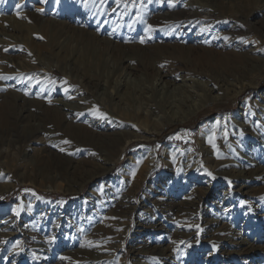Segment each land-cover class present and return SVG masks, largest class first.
Listing matches in <instances>:
<instances>
[{"label":"rangeland","instance_id":"1","mask_svg":"<svg viewBox=\"0 0 264 264\" xmlns=\"http://www.w3.org/2000/svg\"><path fill=\"white\" fill-rule=\"evenodd\" d=\"M92 2H97V0H91L85 5L83 1L78 2L77 0H0V33L6 32L15 35L20 43L17 44L20 46L26 44L28 46H25L26 48H32L34 50L31 51L37 53L40 51V47L45 45L46 37L50 38L51 31L57 30L60 34L57 32L56 38L61 35L59 41L64 45V52L71 57V60L74 58L72 61L74 75L79 72L90 71L92 73L91 71H94L100 75V80L103 82L112 76L114 79L116 78L118 74L115 70L121 62L120 57L123 59L125 55H128L129 61L125 64L133 66L134 69L131 71L132 73L130 72L132 74L130 76L135 79L129 85V89L123 90V92L129 90V94H133V92L138 94L141 90L146 91L148 86L154 82L158 69H163L172 76V79L188 75L207 82L217 80L222 88L217 93L218 87L216 86L217 89L213 93L222 95L226 92V87L230 88L228 85L233 83L232 81H241L242 71L252 68L251 64H258L249 62L248 65H240L236 68L232 66L228 70L215 64H202V61L196 58L200 49L199 45H192V48L197 51L195 50L190 59L185 57L175 60L173 58L177 53L176 48L179 41L173 40L174 35L169 37L166 29H157L155 34H152L144 19L139 18L136 25H134V21H130L135 15L134 12L126 13L122 18L123 12L115 10L113 14H109V7L106 6L104 10H102L103 5L94 8ZM218 3L220 6L226 5L224 10L222 9L225 16L235 17L242 13L249 21L253 23L256 21L253 36L245 37V40H250L251 45L264 52V10L255 14L254 17L250 16V12L254 8H264V0H218ZM96 9L97 11H95ZM100 13L101 15H99ZM55 14L58 15L57 19L59 20L57 21H60L61 24L52 26L48 31H43L45 28L42 29L41 22L34 19L35 15L41 18L45 15L46 17L55 16ZM14 15L17 16L20 23L18 30L11 28L14 25L17 26L14 23ZM200 27L199 22L194 26L192 24L189 29L190 35L193 34V30ZM83 30H86L87 34L83 35ZM189 31L187 27H183L180 34L185 35ZM235 35L239 34H226L220 40L209 37L210 42L217 45L213 48V54L216 56L221 53L226 54L227 48L231 46L228 39ZM191 44L193 43H187V45ZM57 46L56 49L59 50ZM24 48L17 51L13 46L14 53H8L11 56L14 55L11 62L13 65L23 62V58H19L23 55L27 61H30L27 53L23 52ZM172 51L173 54L169 55ZM50 52L53 53V49ZM195 61L197 65H195ZM122 72L124 71L121 70ZM255 73L261 75L259 86L245 90L236 99L229 102L210 100L203 109L183 122L174 120L164 123L160 133L156 134L154 138L152 137L148 141L132 142L127 148L125 157L112 166L103 159L111 157L109 152L101 154L100 151L90 148L79 153L80 158L78 157L73 162L76 168L88 169V171L83 175L76 173V176L71 177L70 182L63 181L59 190L34 188L27 185L5 193L0 191V228L4 227L5 223H9L10 226L4 230L12 235L13 240L8 246L2 247L0 251L4 248V250L9 249L8 251L12 248L19 249V252L23 253L25 257V259L19 258L24 260L22 264H61L65 256L63 253L66 252L61 247L63 243L70 244L69 246L74 244L75 248V243L83 241L86 237L90 238L95 229L97 231L101 229L104 233L113 234L114 241L108 242L106 245L95 240L92 247H88L94 254L99 252L105 258L103 263L98 260L95 264H148L149 262V264H264V172L250 181L240 178L238 180L230 179L228 182L224 176L222 177L214 171L216 167L212 165L214 161H222L228 165L227 167H230L231 162L239 161L241 156H245L244 164L249 162L253 167H256L254 164L264 166V111L261 119L262 125L259 126V131L257 130L254 138L251 139L247 136L245 141L240 137L236 138L238 137L236 133L242 131L244 134L245 132L239 127V124L244 127V119L237 118L236 115L243 112L241 108L246 102L251 104L248 108H252L253 103L259 102V96L264 94V66L260 70L256 69ZM22 79L24 78L14 79V81L19 80V83L15 85L17 88H23V85L29 84ZM37 86L38 82L28 91V99H34L37 96ZM54 95L57 96L56 98H63L57 92H54ZM101 97L104 95L102 94ZM190 99L193 100V98ZM91 100L93 106L98 104L96 99L92 98ZM186 100H183L180 95L169 99L174 102V109L178 107L177 116L187 110L189 102ZM123 101L127 103L125 100ZM261 103L259 102V104ZM1 106L2 101L0 100V109ZM105 107V109H109L108 104ZM142 111L144 110L140 109L136 112L142 114ZM72 112L85 117L83 110L72 109ZM73 113L70 114V118L75 116ZM165 115L159 114L158 118L164 120ZM87 116L94 119L93 117L97 115ZM87 116L86 118H88ZM224 117L225 119H223ZM96 120L95 118V122ZM0 128H2L1 123ZM210 138L216 140L217 144L211 145ZM177 145L181 146L184 153L195 148L196 150L192 151V154L194 156L201 155V158L198 157L199 162H203L208 167V171L212 170L214 176H207L205 170H200V174H195L196 172L187 174L181 167H178L179 162L172 163L170 161L173 155L167 157V160L171 162V169L167 170V161L163 156V151L169 146ZM148 149L154 152L155 158L150 162L149 170L143 169L144 171L140 170L141 173H138L137 166L142 168V165L146 166V162L143 157L137 155ZM233 168L247 174L246 168L241 165ZM97 170L103 171L105 174L93 178L92 173ZM118 188L124 189V194H108L109 191H117ZM232 190H236L232 194L233 200L229 199V192ZM127 196L130 199L133 198L131 203L127 200ZM101 197L106 200H100ZM190 201L197 203L190 210L201 212L199 217L203 221L211 223L216 229L230 226L233 231L227 235L223 246L215 247L210 243L199 248L198 246L179 245L180 253L176 255V259H166L168 256L165 254L164 256L160 252H168L171 245H176L178 232L188 230L186 226L189 227L193 220L191 218V221L188 222V217H186L180 223L183 226L173 225L172 216L166 214L168 204L181 205ZM32 202L34 205L32 204L31 208ZM21 203L28 205L21 208ZM50 203L62 204L66 207L55 209L50 206ZM116 203H125L126 208L128 207L126 204H130L128 209L133 214L132 221L128 219L120 223L114 222L112 213L118 209ZM75 207L80 210L74 211ZM16 210H19V215ZM174 213L173 217L179 214L177 211ZM149 215L154 219L150 220ZM132 222L141 225L140 232L128 233L124 236V230ZM37 223L43 224L42 227L49 228L51 232L47 233L45 230L38 235L39 237H36L37 239L30 240L29 235ZM152 224L156 228L151 227ZM161 225L163 228L158 229ZM189 232L198 234L200 241L212 239L215 233L212 230L197 232L196 226H193ZM51 236L53 240H51ZM114 244H119L122 248L120 250L113 249ZM136 249L151 251L150 259L145 258L146 255L140 254L139 258L142 260H137L133 253ZM44 252L46 257H41L40 254ZM0 253L2 254V252ZM34 254L37 255L38 262L32 258ZM5 255H2L4 259L10 258L8 257L9 252H6ZM11 262L13 261L0 262V264H11Z\"/></svg>","mask_w":264,"mask_h":264},{"label":"bare ground","instance_id":"2","mask_svg":"<svg viewBox=\"0 0 264 264\" xmlns=\"http://www.w3.org/2000/svg\"><path fill=\"white\" fill-rule=\"evenodd\" d=\"M77 1H83L85 5L91 0ZM92 3L94 8H99L103 5L102 10H104L106 6L109 7V14H113L115 10L120 13L123 12L122 18H124L126 13L128 14L131 11L134 12L135 15L130 21H134V25H136V21H138L139 18H142V20L144 19L148 23L147 26H152V34L156 32L157 29H166L169 37H173L174 35L175 37H173V40L179 41L177 42L179 44H176L177 53L173 58L175 60H181L185 57L190 59L196 50L192 48V45H199L200 49L196 58H199L202 64H215L218 67H225L227 70L232 66L236 68V66L248 65L249 62L258 64H251L253 66L252 68L242 71L241 81H238L239 83L237 81H232L233 83L228 85L230 88L226 87L225 89L227 90L222 95L213 93V91L217 89L216 86L218 87L217 93H219L222 88L217 80L207 82L188 75L178 76L177 79H172V76L163 69H158L157 76L154 77V82L151 86H148V89L146 88V91L141 90L142 92L140 91L138 94L135 92L129 94V90L127 92H123V90L129 89V85L133 83L135 79H132V76H130L132 73L131 71L134 69L133 66H131V64H125L129 61L128 55L122 56L123 59L120 57L121 62H119L117 70H115L116 74H118L116 78L114 79L112 76L109 80L103 82L100 80V75L94 71H91L92 73H90V71L87 73L79 72L74 75V68L72 67L74 58L71 60V57L67 56L64 52V45L59 41L61 35L56 38L57 32L60 34L57 30L51 31L50 38L46 37L45 45H42L43 47H40L41 49L37 51V53L32 52L31 50H34L32 48H26L28 47L26 44H24L26 47L20 46L15 35L2 32L0 33V76H6L8 78L0 79V91H2V94H0V100L2 101L0 109V123L2 124V128H0L1 192L5 193L17 189L20 186L27 185L33 186L34 188L43 187L49 188V190H59L61 189L60 187L63 181L70 182L72 179L71 177L76 176V173L83 175L88 171V169L80 170L73 165V162H75L74 160L79 157V153L82 151L91 148V150L95 149L100 151L101 154L103 152H109L111 155L110 158H101L112 166L125 157L127 148L132 142L140 140L148 141L152 139V137L154 138L156 134L160 133L161 128H163L161 126L164 125V123H170L174 120L183 122L203 109L210 100H224L229 102L230 100L236 99L237 96L245 90L260 85L261 75H257L258 73L255 72L256 69L260 70L261 67L264 66V52L259 51L255 46L251 45L250 40H245V37L253 36L256 29V21L254 23L249 21L242 13H239L235 17L225 16L223 10L226 5L223 4L220 6L218 0H121L119 4L116 3V0H108V2L107 0H97V2ZM262 10H264V8H254L251 10V14H249L254 17L256 16L255 14H258V12ZM95 11H97V9ZM99 15H101V13ZM57 18L58 15L55 14V16L46 17L45 15L41 18L35 15L34 19L41 22L42 29L45 28L43 31H48L52 26H59L61 24L60 21H57L59 20ZM13 19L17 26L14 25L11 28L16 30L20 29L17 16L14 15ZM198 22L201 27L193 30L194 35H190V26L192 24L194 26ZM183 27H187L189 31L185 35L180 34ZM234 33L239 35H235L231 39H228V42H231V46L227 48L226 54L221 53L219 56L213 54V48L217 45L212 44L209 37H211V39L220 40L226 34ZM85 34H87V32L83 30V35ZM187 43L193 44L187 45ZM56 45H58L57 48L59 50L56 49ZM13 46L16 47L17 51L25 47L26 49L24 48L25 51L23 52L27 53L30 61H27L23 55L19 57L23 58V62H18L13 65L11 62L14 55L11 56V54H8L9 52L14 53L15 49H13ZM52 49L53 53L50 52ZM166 52L168 51L166 50ZM172 54L173 51L169 53V55ZM195 65H197L196 61ZM257 66L259 67L257 68ZM121 70L124 72L121 73ZM30 77L31 79H29ZM18 78H24L22 80L29 84H22L23 88H17L15 85L19 83V80L14 81V79ZM36 82H38L36 89L38 97L36 96L34 99H28L27 93H29L28 91L33 88ZM109 87L112 89L111 91H109ZM54 92H57V94L61 95L63 98H56L57 96L54 95ZM102 94L104 97H101ZM177 95H180L183 100L187 99L186 101L189 102L187 110H184L178 116V107L174 109V102L169 101L170 98ZM92 98L96 99L97 101H95L98 104L94 103L95 105L93 106ZM190 98H193V100ZM20 102L21 104H19ZM259 102L262 103L259 104ZM259 102L253 103L252 108H248L251 104L246 102L241 108L244 114L238 113L236 115L237 118L241 117V119L243 118L245 121L244 127L239 124L240 129L245 130L244 134L242 131L236 133L238 136L236 138L239 139L240 137L244 140L247 136L251 139L255 137V133H257V130L260 128L259 126L262 125L263 122H261V119L264 111V94L259 96ZM106 104L109 105L108 110L105 109ZM72 109H77V111L83 110V112H85V117L76 115V113L72 112ZM140 109L144 110L142 114L136 112ZM119 111L121 112L120 114ZM127 112H129V114H127ZM71 113L75 114V116H71L72 118H70ZM99 113H104L106 115L102 117ZM164 113H167V115ZM159 114L165 115L164 120L158 118ZM87 115L90 117L94 115L97 116L92 119ZM86 116L88 118H86ZM95 118L97 119L96 122ZM223 119H225V117ZM66 140L70 141V143H64ZM216 144L217 141L212 140L211 145ZM61 149H64V151H61ZM195 150V148H192V151ZM192 151L189 150L184 153L181 146L178 145L175 147H167L163 151V156L167 161V170L171 169L170 161H172V163L179 162V166H177L181 167L187 174H192L193 172L198 174L200 170H205L207 176H210L209 173L214 176L212 170L208 171V167H206L203 162H199L200 160H198V157L201 158V155L194 156ZM169 155H173L170 161L167 160ZM137 156L143 157L146 162V166L142 165V168L137 166V172L139 173L140 170H149L150 162L155 158L154 152L148 149L141 151ZM175 158L176 161H174ZM243 159L245 160L246 157L241 156L239 161L234 160L231 162L230 167H227L228 165L226 163L222 161L218 162L217 160V162L214 161L212 165L216 167L214 171L222 175V177L224 176L228 182H230V179L238 180L240 178L244 179V181H250L251 179H256V177L264 172V166L254 164L256 167H253L248 161V164H244ZM173 165L175 166V164ZM239 165L246 168L247 174L245 172V174H243L242 171L233 168ZM103 173V171L97 170L92 173V177H101ZM124 191V189L121 190L118 188L117 191L111 190L108 194L114 195L123 193ZM234 192H236V190L229 192V199L233 200L232 194ZM104 199L103 197L100 198V200ZM132 199L133 198L130 199V197L127 198L130 203ZM32 204L33 202L31 203V208L34 205ZM27 205V203H21V208ZM126 205H128L127 208L125 203H116L118 209L115 210L116 212L112 213L115 223H120L128 219L131 221L133 220V214L130 209H128L130 204ZM195 205H197V203L194 201L181 205L168 204L169 207L166 214L172 216L173 225L183 226V224L180 223L184 221L186 217H188V222L191 221V218L193 220L189 227L186 226L188 230L178 232V243H176V245H171L168 252H160L162 255L165 254L168 256L166 259H176V255L180 253L179 245L191 247L198 246L199 248L203 245L206 246V243H210L215 247L223 246L227 235L231 234L233 231L230 226L216 229L211 223L203 221L199 217L201 212L197 213V210H190V208ZM50 206H53L55 209L60 207L64 209L66 207L62 204L57 205L54 203H50ZM79 210L78 207H75L74 211ZM175 211L179 214L173 217ZM148 218H151L150 220L154 219L151 215H149ZM4 225V227L0 228V249L8 246L13 241L12 235L5 231V228L10 226V224L5 223ZM42 225L43 224L38 223L34 225L35 227L31 235H29L30 240L35 239L38 235L45 232V230H47V233L51 232L49 228L45 229ZM140 226L141 225H136L134 222L130 223L128 228L124 230V236L128 233L140 232ZM193 226L197 227V232L215 231L213 238L200 241L198 234L189 232ZM151 227L156 228L153 224ZM162 228V225L158 227V229ZM91 235L90 238L87 239L86 237L83 241L81 240L77 242V244L75 243V248L74 244L73 246H69L70 244L65 245L64 243L62 245L60 244L61 247L66 250V252L63 253L65 256L61 264H95L98 260L103 263L105 261L104 256L100 255L99 252L94 254L88 247H92V243H95V240L106 245L108 242H113V234L110 232L104 233L101 229L98 231L95 229L92 231ZM51 240H53L52 236ZM114 248L120 250L122 246L114 244L113 249ZM4 249L0 251L2 252V254L0 253L1 263L13 261L11 264H22L24 262V260L19 259H25L23 253L19 252V249L12 248L10 251H8L9 249ZM6 252H9V259H4L2 257ZM133 253L137 260H142V258H139L140 254L146 255L145 258L150 259L149 255L151 251L148 252L136 249ZM40 256L46 257L45 252L41 253ZM32 258L35 262H38L36 254H34Z\"/></svg>","mask_w":264,"mask_h":264},{"label":"snow or ice","instance_id":"3","mask_svg":"<svg viewBox=\"0 0 264 264\" xmlns=\"http://www.w3.org/2000/svg\"><path fill=\"white\" fill-rule=\"evenodd\" d=\"M121 2V0H116V3L117 4H119ZM151 25H149V29H151ZM225 39H227V37H225ZM141 42H143V41H141ZM8 77H6V76H0V79H7ZM29 79H31V77L29 78ZM99 115L100 116H105L106 114H104V113H99ZM209 142L211 143L212 142V140H211V138H210V140H209ZM64 143H70V141H64ZM61 151H64V149H61ZM209 175H211L210 173H209ZM17 211V215H19V210H16Z\"/></svg>","mask_w":264,"mask_h":264}]
</instances>
